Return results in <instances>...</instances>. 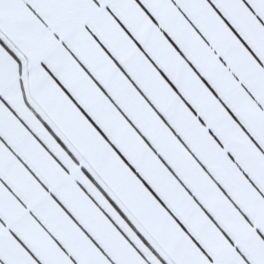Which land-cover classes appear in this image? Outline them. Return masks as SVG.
<instances>
[{
  "label": "snow or ice",
  "instance_id": "snow-or-ice-1",
  "mask_svg": "<svg viewBox=\"0 0 264 264\" xmlns=\"http://www.w3.org/2000/svg\"><path fill=\"white\" fill-rule=\"evenodd\" d=\"M0 264H264V0H0Z\"/></svg>",
  "mask_w": 264,
  "mask_h": 264
}]
</instances>
